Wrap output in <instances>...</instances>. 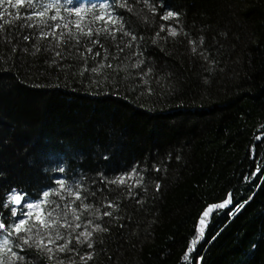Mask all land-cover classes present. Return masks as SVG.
<instances>
[{"label": "trees", "instance_id": "16d2710c", "mask_svg": "<svg viewBox=\"0 0 264 264\" xmlns=\"http://www.w3.org/2000/svg\"><path fill=\"white\" fill-rule=\"evenodd\" d=\"M79 2L61 0L60 14L75 19L65 9ZM92 2L102 0H83ZM129 3L132 12L116 7L114 14L137 39L102 35L103 48L91 53L85 37L79 44L65 37L57 47L52 36L40 38L51 31L46 25H4L0 220L20 218L11 216L16 205L2 206L13 189L25 194L22 204L37 202L64 180L87 189L84 202L101 216L112 213L83 214L81 223L92 219L108 231L93 233L91 249L73 240L75 252L56 254L64 264H84L88 253L87 264H264V0ZM169 11L179 16L163 19ZM100 63L99 73L81 75ZM133 168L139 175L126 184L107 183ZM229 193L231 203L213 209L188 251L202 213ZM64 195L62 205L71 199ZM20 255L25 264H57L27 247Z\"/></svg>", "mask_w": 264, "mask_h": 264}, {"label": "snow or ice", "instance_id": "6c2138e0", "mask_svg": "<svg viewBox=\"0 0 264 264\" xmlns=\"http://www.w3.org/2000/svg\"><path fill=\"white\" fill-rule=\"evenodd\" d=\"M138 2V0H137ZM67 3H73V0H67ZM147 4L148 0H144ZM5 4L11 5L13 8H26L28 10L26 14H21L19 12L8 13ZM61 0H0V34L4 32L5 24H14L17 19H23L26 22V26L33 27L35 25H46L50 27L51 31L44 32L41 31L40 38H48L52 36L56 40V46L59 47L61 43L64 42V38L67 37L69 41H75V44H79L80 38H87L88 44L92 47H87L86 51L91 53L93 47L100 45V36L106 35L115 38V33L120 32L124 36L131 37V40L135 41L137 37L130 31L125 30V24L122 17L116 16L114 14V9L116 7L124 8L129 12L133 11V5L129 3V0H102V2H92L85 4L83 0L77 3L75 7L66 8L65 11L68 12L70 16L75 17L73 20H66L64 16L60 14ZM49 12H54L53 15H49ZM5 14L11 15V20H5ZM179 13H174L172 11L167 12L162 18L168 20L170 18L178 17ZM49 21H61L62 23H52L49 25ZM33 22V23H27ZM103 24L102 27H97L99 24ZM25 25H21L23 27ZM64 29L65 31H60L57 34V30ZM182 30V29H181ZM163 31V27H161ZM177 30L171 28L169 35L175 37L177 35ZM159 35V33H157ZM29 36H24V40H28ZM10 42V41H9ZM193 45L195 42H192ZM200 43L203 44V38H200ZM75 46V45H73ZM131 46V45H128ZM39 51V49H36ZM122 50V49H121ZM15 51V47H13ZM24 51H27L25 48ZM104 59H107V49L104 50ZM197 51L196 47H192V52ZM35 54V53H33ZM57 56L61 55L60 52L56 53ZM101 55L100 52H96L93 56ZM142 55V53H141ZM55 63V60H53ZM143 63V60L137 62L134 67H138ZM105 65L100 63L97 67L91 69L84 68L81 71L83 75L84 71H91L93 73H99ZM107 67H112L108 64ZM151 69H149V72ZM147 83V81H144ZM259 170V169H257ZM60 172H63V167L59 168ZM136 169L133 168L132 171L126 175H120L114 179L107 181V183L124 185L128 180L133 179L134 176H138ZM247 179V178H246ZM143 181L142 177H139L136 181L137 184H141ZM59 188L44 191L42 197L37 202H22L25 200L24 193H18L15 189L11 193L6 194V199L3 202L4 208H9L10 205H16L11 207V216L17 217L8 223L7 225L3 220H0V264H25V256L20 255V252L28 249H34L37 254L46 256L48 261L56 260L57 264H64V260L60 259L56 254L64 252H75L76 250L69 247L73 240L78 244H87L88 248H93L94 241H92V236L94 232H106V228H103L101 224L94 223L92 219H87L86 223H81V217L85 212L89 213L91 216H95L100 219L102 216H112L111 212L105 211L102 216L100 215V208L95 207L91 203H85L87 196L83 195V192H87V189L77 183L75 186L66 185L64 180L57 181ZM157 190H159V185H157ZM67 194L68 199L63 205L59 201H64L66 199L64 194ZM90 195H95V193H89ZM50 196L57 197L58 199H49ZM79 201L77 205L76 202ZM231 203V193L228 194V198L220 204L210 205L201 215L200 227L198 228V237L191 242L188 251H191L195 246V243L199 239V236L203 235L205 218L213 211L214 208H224ZM22 205V207H20ZM107 208H114L116 205L113 202H108L104 205ZM237 207V211L239 210ZM27 209V211H24ZM71 217V219H69ZM91 227V230H87ZM84 228L85 230L77 232V229ZM61 229H65V232H61ZM15 238V239H13ZM63 241V243H59ZM18 251H14L13 249ZM94 253H88L86 255L80 256L81 261L87 264L88 260L93 258ZM183 259L187 260V253L184 255Z\"/></svg>", "mask_w": 264, "mask_h": 264}]
</instances>
